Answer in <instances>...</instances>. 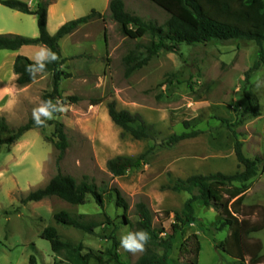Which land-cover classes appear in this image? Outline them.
I'll return each mask as SVG.
<instances>
[{"label":"rangeland","instance_id":"rangeland-1","mask_svg":"<svg viewBox=\"0 0 264 264\" xmlns=\"http://www.w3.org/2000/svg\"><path fill=\"white\" fill-rule=\"evenodd\" d=\"M123 1L129 13L156 25H163L168 18L147 0ZM86 5L96 11L101 8L99 0H87ZM102 15L104 21L93 20L59 42L61 56L66 59L64 70L71 74L60 81L59 90L63 97H77L79 101L57 100V106L64 111L49 120L53 122L51 125L26 132L10 147H0V264H29L30 258L36 264H72L64 255L53 254L49 242L40 237L47 227L55 228L62 240L81 244L84 252L92 250L105 255L113 251L121 262L134 264L144 251H126L119 240L122 234L138 230L137 204L147 207L152 214V226L164 229L161 237L167 238L172 212L181 211L190 197L171 190L177 179L241 170L234 155L236 139L242 143L246 158L259 157L262 160L259 170L264 166V67L249 72L258 58L254 43L234 40L196 46L183 44L177 53L160 52L126 77L124 59L128 55L146 57L151 37L129 40L108 11ZM262 46L264 50V43ZM40 87L41 91L30 100L19 101L21 109L2 116L11 130L32 118L43 94L52 91L51 75L42 78ZM244 88L256 98L257 117L244 98ZM90 99L103 102L91 106ZM111 100L118 110L141 116L150 127V137L133 140L115 126L106 108ZM56 123L63 125L68 145L59 163ZM182 133L189 137L175 144L170 142L172 136ZM141 154L147 155V162L140 168L121 177L108 172L109 160L117 156L136 158ZM57 173L72 177L77 183L88 178L103 188L106 194L102 204L91 196L80 206L56 197L22 203L23 198L44 188ZM116 193L126 209L116 203ZM243 205L247 213L241 219L263 223L262 229L253 233L246 244L253 251L259 247L256 252L261 262L257 264H264V171L252 181ZM249 208L254 209L252 214H248ZM62 211L82 215L85 221L100 226L87 234L58 225L53 217ZM165 211L170 212L168 218ZM193 211L195 221L174 236L167 264L186 261L179 248L192 234L200 243L198 264H252L249 256L238 262L217 248L228 230L219 229V216L212 207L195 202ZM115 242L119 245L114 246ZM89 264L97 263L91 260Z\"/></svg>","mask_w":264,"mask_h":264},{"label":"trees","instance_id":"trees-1","mask_svg":"<svg viewBox=\"0 0 264 264\" xmlns=\"http://www.w3.org/2000/svg\"><path fill=\"white\" fill-rule=\"evenodd\" d=\"M164 11L168 18L163 25H156L152 21L131 14L126 10L123 0H110L108 6L109 16L120 28L121 33L129 40H137L144 36L151 37V43L146 48V57L137 58L128 55L124 59L125 76H130L134 71L145 66L148 61L160 52L177 53L180 45L196 46L211 42L247 41L254 43L258 48V58L253 63L251 71L264 67V0H147ZM50 1L41 0L36 9L32 10L26 2L18 0H0V4L10 10L37 17L38 38L29 39L18 35H0V51H17L23 46L42 45L51 49L57 56L55 62L49 63L41 74H49L52 78V91L44 93L42 101L52 100L56 103L65 101L75 103L77 97H63L59 90L62 79H68L71 74L64 70L66 59L61 56L59 42L73 34L79 27L87 23L101 19L104 15L92 10L88 15L68 21L63 24L54 35L47 32V7ZM106 41V37L104 36ZM34 62L18 56L13 64V73L16 76V85L24 87L31 84L37 77H33L26 71V66ZM249 72L246 73L245 84H248ZM245 85V86H246ZM244 98L252 108L254 117L259 116L254 105L256 98L244 88ZM91 106L101 104L102 99H90ZM108 116L112 123L133 140L141 141L150 137V127L141 116L131 114L125 110H118L116 102L111 100L106 103ZM43 119V118H42ZM224 123H228L224 121ZM53 122L47 121L43 126H37L33 118L24 125L11 130L4 117L0 116V147L12 146L28 131L43 129ZM228 126H233L228 124ZM63 125L56 123L55 135L58 141L55 147L60 152L59 163L67 148L66 136L62 130ZM189 134L182 133L170 138L171 143H177L187 139ZM242 143L236 139L234 155L241 170L233 174L214 173L206 176L193 175L187 179H177L171 186L174 192H185L190 197L185 201L181 211L172 212L173 221L170 224V234L162 238L164 229H156L152 226V214L147 207L139 203L136 205L138 217V230H145L150 234V240L144 247V252L134 264H167L168 252L172 248V240L183 227L195 221L193 204L202 202L205 206L212 207L219 216V229L227 228L228 235L218 245V249L233 260L244 262L249 256L252 264L261 262V257L256 251L246 244L253 233L262 229V222H251L241 219L245 213L244 200L250 189L252 181L264 170H259L262 160L246 158L242 152ZM147 162V155L141 154L136 158L117 156L107 162V170L113 177H121L131 169H138ZM196 193V194H195ZM106 191L97 187L88 178H83L79 183L69 176L57 173L48 184L34 192H30L22 199L23 204L39 202L47 197H56L70 205H84L86 198L91 196L98 204H102ZM116 203L122 209H126L124 201L116 193ZM248 214H252L253 208H249ZM170 212L165 211L166 218ZM247 214V215H248ZM123 222L127 220L122 216ZM54 221L58 225L71 227L87 234H92L100 225L93 221H85L82 215L72 216L67 212H59L54 215ZM108 222L109 219H107ZM50 244L53 254L64 255L72 264H89L94 260L97 264H125L120 261L119 255L108 251L105 255L101 252L86 250L81 244L74 245L60 238L53 227H47L40 236ZM119 243L115 242L114 246ZM260 250V249H259ZM258 250V251H259ZM180 253L186 256V261L179 264H198L200 243L195 234L187 237L180 245ZM107 256V259L104 258ZM29 264H36L34 258H30Z\"/></svg>","mask_w":264,"mask_h":264},{"label":"crops","instance_id":"crops-1","mask_svg":"<svg viewBox=\"0 0 264 264\" xmlns=\"http://www.w3.org/2000/svg\"><path fill=\"white\" fill-rule=\"evenodd\" d=\"M28 4L34 10L41 0H18ZM50 1L47 7V32L54 35L66 22L89 14L92 7L86 5L87 0H43ZM89 1V0H88ZM95 1V0H90ZM100 14L108 11L110 0H99ZM88 11V12H87ZM96 11V10H95ZM0 35H18L29 39L38 38L37 17L10 10L0 4ZM73 34L66 36L71 37ZM42 45L23 46L17 51H0V116L7 117L10 112L19 108V101L27 102L37 92L41 91L40 81L48 74L38 73L36 79L29 85L18 87L15 83L13 64L18 56H23L34 62L35 54Z\"/></svg>","mask_w":264,"mask_h":264},{"label":"clouds","instance_id":"clouds-1","mask_svg":"<svg viewBox=\"0 0 264 264\" xmlns=\"http://www.w3.org/2000/svg\"><path fill=\"white\" fill-rule=\"evenodd\" d=\"M57 56L46 46L41 47L34 56V63L26 66V71L33 77L36 73L44 72L49 63L55 62ZM63 107H58L52 100L42 101L39 107L33 109L32 118L37 126H43L47 121L55 118L56 114L63 112ZM43 118V119H42ZM150 240V234L145 230L129 231L120 236V247L126 251L136 253L144 251L145 245Z\"/></svg>","mask_w":264,"mask_h":264}]
</instances>
